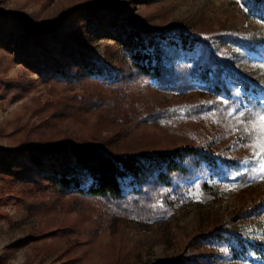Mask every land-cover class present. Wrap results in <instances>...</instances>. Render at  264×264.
<instances>
[{"label":"rangeland","instance_id":"1","mask_svg":"<svg viewBox=\"0 0 264 264\" xmlns=\"http://www.w3.org/2000/svg\"><path fill=\"white\" fill-rule=\"evenodd\" d=\"M80 4L98 8L105 17L110 8H117L120 16L116 27L107 26L96 16L72 14ZM64 13L58 39L49 36L39 45L21 43V31L41 29ZM0 15L12 16L0 22L1 149L15 150L28 137L38 149L43 143L62 140L71 130L72 141L83 147L85 141H93L137 150L172 148L181 137L169 132L165 122L130 120V111L137 112L134 118L140 113L137 106L130 108L128 103L114 107L120 116L116 123L107 110L99 108L85 110L78 117L68 116L45 130L35 128L42 122L38 113L43 106L54 103L60 107L58 104L69 96L117 98L130 104L137 100L136 104L149 108L152 103L165 106L169 102L168 114L177 112L176 106L181 104L197 105L204 95L211 94L196 89L184 97L170 98L157 92L154 85L140 81L126 82L123 90L116 92L108 87L112 82L103 86L83 77L69 83L50 77L44 70L60 65L71 69L92 62L124 67L130 61L128 52L144 49L127 39L133 29L157 31L180 25L200 35L204 46L197 59L215 49L218 59L223 56L231 68L244 69L262 81L257 97L239 99L228 117H237V109L247 110L250 117L264 109V0H0ZM11 31L15 32L13 38H7ZM224 37H237L245 56L228 52L221 45ZM153 46L150 41L149 47ZM237 95L242 97L244 89H238ZM216 114L207 112L192 121L198 129L216 134ZM222 143V153L234 156L241 164L240 173L223 169L213 175L204 170L178 180L175 189L153 197L146 216L127 217L107 201L56 191L44 182L49 166L35 168L19 180L0 176V264H176L177 259L191 256L195 259L189 264H250L247 258L222 252L213 233L228 224L250 225L264 241V154L260 159L253 157L255 149L236 141L228 128ZM205 183L219 189L218 198L210 197L203 188ZM240 183L247 187L236 188Z\"/></svg>","mask_w":264,"mask_h":264},{"label":"trees","instance_id":"2","mask_svg":"<svg viewBox=\"0 0 264 264\" xmlns=\"http://www.w3.org/2000/svg\"><path fill=\"white\" fill-rule=\"evenodd\" d=\"M73 10L72 14L77 12L75 13L77 17L96 16L111 28L116 27L120 16L118 9L114 7L110 8L107 17L103 16L98 8L89 4H80ZM64 15L65 13L41 29L21 31V43L34 42L39 45L49 36L58 39L60 29L58 26L62 23ZM11 17L0 15V22L10 20ZM14 33L11 31L6 37L13 38ZM126 36L132 43L143 46L144 49H133L128 52L127 58L130 61L124 64V67L112 68L92 62L89 66L76 65L71 69H63V65H60L46 67L44 70L50 77L69 83L82 80L83 77L103 86L112 82L108 87L113 91L123 90L126 82L140 81L147 86L154 85L157 92L170 98L172 95L184 97L187 92L196 89L211 94L204 95L197 105L181 104L176 106L177 112L168 111V114L165 111L170 108L169 102L165 106L152 103L154 105L149 108L140 102L136 104L137 100H132L130 104L128 100L120 101L117 98L104 100L98 95L90 97V100L80 95L69 96L62 104H58L60 107L54 103L43 106L38 113L42 122L35 128L45 130L46 127L59 124L68 116L78 117L85 110L94 112L99 108L107 110L112 123H116L120 116L118 109L114 107L128 103L130 108L133 105L137 106L140 113L139 118H134L137 112L129 110L130 120L139 121L141 124L151 119L165 122V128L169 132L181 137L174 139L175 145L165 150L149 151L85 141L83 147L72 141L74 132L71 130L66 132V137L62 140L43 143L38 149H34V140L28 137L15 150L0 148V176L19 180L30 175L35 168L49 166L44 182L56 191L84 199L107 201L129 217L133 214L148 215L153 197L162 191L175 189L178 180L187 179L204 170L211 171L213 175L221 174L223 169L241 172L239 161L233 158L234 156L224 155L219 145L223 144L225 129L228 128L234 133L236 141L244 147L255 149L250 141L248 146H245V141L241 140L242 133L233 131L237 119L246 121L251 118L249 112L244 110L242 117L233 119L229 118L227 113L239 99L249 98L250 95L257 97L259 91L263 89L262 81L249 76L244 69L231 68L223 56L218 59L219 55L215 49L209 55L197 59L198 50L204 46L203 39L180 25L157 31L133 29ZM150 41H153V48L149 47ZM22 44L21 48L24 46ZM221 45L235 57L245 56V48L237 37H224ZM253 48L247 49L256 51ZM240 88L244 89V97L236 96V91ZM144 90L147 91L145 86ZM121 95L127 98L125 93ZM257 104L261 105L259 101ZM207 112L217 113L214 117L216 134L198 129L192 121L194 118H201ZM170 117L175 118L177 123L168 120ZM50 162L53 164L48 165ZM246 187V183H240L236 188ZM203 188L207 189L213 199L220 195L217 187L205 183ZM213 236L220 244L222 252L234 257L247 258L250 264H264V241L260 238L259 231L252 226L236 227L228 224L217 229ZM193 259L195 256L179 258L175 262L189 264Z\"/></svg>","mask_w":264,"mask_h":264},{"label":"snow or ice","instance_id":"3","mask_svg":"<svg viewBox=\"0 0 264 264\" xmlns=\"http://www.w3.org/2000/svg\"><path fill=\"white\" fill-rule=\"evenodd\" d=\"M236 114L237 117L244 115L239 109L236 110ZM233 131L243 134L241 140L245 141V146H248V141L251 142L256 149L253 152V157L260 159L261 154H264V109L246 121L237 119V125L233 128ZM262 170H264V165H262Z\"/></svg>","mask_w":264,"mask_h":264}]
</instances>
